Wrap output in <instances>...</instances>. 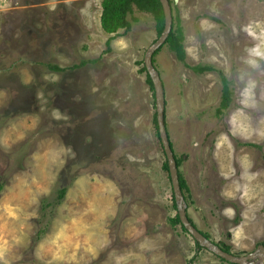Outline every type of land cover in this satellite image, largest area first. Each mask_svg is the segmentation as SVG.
I'll return each mask as SVG.
<instances>
[{"label":"rangeland","instance_id":"1","mask_svg":"<svg viewBox=\"0 0 264 264\" xmlns=\"http://www.w3.org/2000/svg\"><path fill=\"white\" fill-rule=\"evenodd\" d=\"M101 3L0 0V264H236L171 222L154 90L140 71L156 19L135 9L129 30L108 33ZM173 6L186 58L167 44L154 65L187 214L244 256L264 245V0Z\"/></svg>","mask_w":264,"mask_h":264},{"label":"water","instance_id":"2","mask_svg":"<svg viewBox=\"0 0 264 264\" xmlns=\"http://www.w3.org/2000/svg\"><path fill=\"white\" fill-rule=\"evenodd\" d=\"M177 2L178 0H174ZM164 12V29L158 39L146 50L144 55V64L147 72L153 82L155 102L157 108V123L159 136L168 162L169 174L172 180V187L175 201L178 207V213L181 223L185 226L188 232L194 237L200 246L208 248L217 256L236 264H255L256 257H260V264H264V245H259L258 249L250 252L247 255L241 256L225 251L219 245L207 238L201 230H199L189 219L187 214V203L180 185L179 168L177 160L170 143L168 129L166 125V94L163 80L160 73L153 63L154 53L165 44L168 36L172 31L173 25V10L170 0H160Z\"/></svg>","mask_w":264,"mask_h":264},{"label":"trees","instance_id":"3","mask_svg":"<svg viewBox=\"0 0 264 264\" xmlns=\"http://www.w3.org/2000/svg\"><path fill=\"white\" fill-rule=\"evenodd\" d=\"M174 2H175L174 0H170V3L172 5V10L175 8L173 6ZM101 5H102V12H101V17H100L101 18V25H102L104 31H106L108 33L116 34V33H118V30H120V29L129 30L132 27V22L130 20V17L134 13L135 9H138V10L143 11V12L151 13L154 16V18L156 19V27H157L159 36L161 35V33L164 29L165 19H164L163 7H162L160 0H102ZM180 21L181 20H180L178 15L177 16L173 15L172 31H171L170 35L168 36L164 45L168 44L170 49L175 52L177 59L183 61L186 58V53H185V48L183 46L184 32H183V29L180 25ZM163 46H161L154 53L153 63L155 62L156 54L162 49ZM141 64H143V66L141 67L140 71L146 72L147 81L151 85V89L154 90L153 82L150 78V75L147 72V68L144 64V60L141 61ZM53 68L58 69V70L61 69V68L56 67V66ZM192 68L195 69L197 72H201V73L213 69V67H211L209 65H202V66L197 65V66H192ZM227 82H228L227 78L222 77V84H223V90H222L223 100L221 101L222 107L228 106V104L230 102V98H231V90H229L230 88L227 85ZM154 96H155V93H154ZM218 111H221V109H219ZM154 120H155V124H156V132H157L158 137L160 138L159 130H158L157 117H155ZM171 146H172V144H171ZM175 157H176V155H175ZM176 160H177V165L179 167L181 160L178 157H176ZM163 167L167 171H169L167 160H165ZM179 178H180V185H181L182 190H185V189L188 190L187 184H186L184 178L182 177L180 170H179ZM1 188H2V186L0 185V189ZM66 191H67V187L61 188L59 191V197L62 198L65 195ZM173 198L175 200L174 193H173ZM185 199H186V201H188V198L186 196H185ZM174 205H176L175 202H174ZM189 219H190V217H189ZM190 221L195 225V223L192 221V219H190ZM171 222L173 224L180 223L182 225L183 229L188 232V230L185 228V226L181 223L179 213L176 214L175 218H173L171 220ZM201 232L207 238H210L207 233H205L203 231H201ZM215 243L220 245L225 251L230 252V247L228 245H226L225 243H217V242H215ZM263 244H264V242H263ZM197 245L200 246L198 242H197ZM221 259L225 260L223 258H221Z\"/></svg>","mask_w":264,"mask_h":264}]
</instances>
